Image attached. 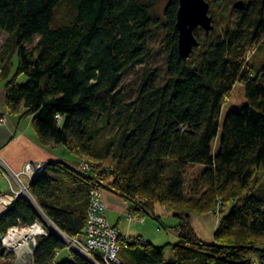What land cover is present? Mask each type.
Instances as JSON below:
<instances>
[{
  "label": "trees",
  "instance_id": "trees-1",
  "mask_svg": "<svg viewBox=\"0 0 264 264\" xmlns=\"http://www.w3.org/2000/svg\"><path fill=\"white\" fill-rule=\"evenodd\" d=\"M153 1L0 0L7 111L31 118L45 148L62 146L92 165L90 174L60 161L45 164L27 186L31 200L19 194L0 213V237L38 222L48 233L35 238L32 264H91L67 250L42 215L80 239L95 187L121 196L134 218L162 205L176 221L172 261L164 259L166 246L146 240L120 249L119 264H264V197L252 190L264 171V60L256 72L245 61L250 49L264 52V0L238 1L230 10L227 0L224 8L205 0L214 29L194 31L198 47L187 59L177 48L178 0L167 1L163 20ZM156 31L163 37L162 73L144 67ZM141 67L132 90L124 74ZM21 76L27 80L19 84ZM236 83L246 104L220 124ZM193 165L202 172L186 186ZM198 189L204 197L194 201ZM217 200L223 217L205 244L190 218ZM62 250L70 255L59 260ZM10 256L0 241V260Z\"/></svg>",
  "mask_w": 264,
  "mask_h": 264
},
{
  "label": "rangeland",
  "instance_id": "rangeland-1",
  "mask_svg": "<svg viewBox=\"0 0 264 264\" xmlns=\"http://www.w3.org/2000/svg\"><path fill=\"white\" fill-rule=\"evenodd\" d=\"M167 1L168 0H154L153 1V12L155 15H157L159 18H161V20H163V13H164V9L167 5ZM208 1L211 3L210 0H208ZM218 1H219V5L220 4L222 5V6L220 5L221 8H224L223 2L221 0H218ZM227 1H228L227 7H228V10H230L231 6H233L234 3L238 2V1H242V0H227ZM162 39H163V37H162L161 31H156L154 33L153 38L149 42L150 49L152 50V56L149 59V61L144 65L145 68L154 69L156 67V68H158V71H160V73L164 72L163 69H164V61H165V59H164V48L161 45ZM263 60H264V52L263 51H256V47L253 49H250L247 52L246 58H245V61L247 64L246 65L247 70H251L253 72H256V70L259 68L258 66L262 63ZM144 67L133 68V70L131 69V70L126 71V73L124 74V79H123L124 84L130 85L131 89L133 90L135 87V84L136 85L138 84L137 82H138L139 77L142 73L141 70L144 69ZM26 80H27L26 77L21 76L18 83L19 84L24 83V82H26ZM0 89H2V88H0ZM223 102H224V104H223L222 110L220 112L221 113L220 124H222V122L225 119V116L228 114V112L239 110L243 105L246 104L243 86L239 83H236L232 89V92L224 98ZM218 136H219V133H218ZM219 137H217L211 145L213 154H215V152L218 148L217 146H218ZM61 151L66 152V150L62 146L60 147V152ZM64 154H66V153H64ZM185 171H186L185 172L186 186H188V185L190 186V183H191L190 181L201 174L202 168L193 165V166H189ZM11 173L15 174V172H12V171H11ZM89 173L91 174L92 172H89ZM2 179H4V178H2ZM254 179L255 180L252 184V190H257L260 192V194L263 193L262 195L264 197V171H261V173H257L255 175ZM12 180L13 179H11V178H10V180L6 179L7 182L9 181L8 185L13 184ZM12 189L14 192L15 190H18V187L14 184V185H12ZM204 193H205L204 191L199 190L198 195H197V197H195L194 201L201 200L204 197V196H202ZM216 203H217L216 206L211 211L207 212L205 215H196V214L194 215L193 214L190 218V224H191V227H193L195 234L205 244L212 243V241H213L212 234L218 226L217 225L218 221L221 219V217H223V215L220 213L221 208H222L220 200H217ZM0 204H1V201H0ZM161 207H163L164 209ZM157 208H161L163 211L167 210L162 205L157 206L155 209H157ZM2 209H3V207H2ZM155 209L153 212L150 213V215L145 216V218L143 219V223H140L139 226L144 230V234L146 236H148V238H150V239L152 237L154 238L153 245L158 246V247L166 246L164 248V250H165L164 259L166 261H172L173 260L172 246H174V244L177 242V239L174 238V234H173L175 231L174 226L176 225V221L174 218H172L171 214L168 211L165 212L166 214H164V215L162 214V216L161 215L157 216V211ZM154 215H156V216H154ZM42 217L44 218V220H46L43 215H42ZM134 222H137V221L135 220ZM45 223L48 226V228L50 227L49 226L50 224H51V226H53V224L51 222L47 221ZM21 228L22 227H20L19 229H21ZM22 229H26V228H22ZM171 232H173V233H171ZM7 235H8V233L6 234V236ZM29 247L31 249L30 250L31 254L29 253L30 258H29V261H27V262L25 261L24 264H31L32 253H33V245L31 242L29 243ZM6 250L8 252H10L11 256L9 258L1 259L0 261L2 264H6V263H8V264H23V263L18 262L19 257L15 251H9L8 249H6ZM60 255L61 256H60L59 260H62V258H66L70 254L67 250H62Z\"/></svg>",
  "mask_w": 264,
  "mask_h": 264
},
{
  "label": "crops",
  "instance_id": "crops-1",
  "mask_svg": "<svg viewBox=\"0 0 264 264\" xmlns=\"http://www.w3.org/2000/svg\"><path fill=\"white\" fill-rule=\"evenodd\" d=\"M2 87L0 83V88ZM2 89H0V118L4 117L5 121L0 123V156L7 167L12 172L20 173L27 163L36 165L38 163L47 164L60 161L69 167L76 168L80 162V158L77 155L68 152L65 148L66 152H60L61 146L45 148L39 143L37 134L33 131L31 118L22 117V111L20 110L14 113L7 111L4 100L5 92ZM20 178L25 186L29 185L31 180L26 175H22ZM0 193L2 194L0 197L2 204L6 201L9 206L14 202L13 193L9 189L8 182L1 177ZM102 197L107 208V218L109 217L108 219L112 226L118 228L124 237H141L153 244L154 238L152 237V240L148 238L139 223L129 221L127 218L128 203L121 196L113 191L104 190ZM161 208L155 209L157 216L166 214L167 210L163 211ZM3 212V209H0V213ZM174 230V233H171L174 234V238L178 241V232L176 228Z\"/></svg>",
  "mask_w": 264,
  "mask_h": 264
},
{
  "label": "built area",
  "instance_id": "built-area-1",
  "mask_svg": "<svg viewBox=\"0 0 264 264\" xmlns=\"http://www.w3.org/2000/svg\"><path fill=\"white\" fill-rule=\"evenodd\" d=\"M4 121L5 118L1 117L0 123ZM46 167L47 166L42 163H38L36 165L27 163L20 173L12 174L10 168L7 167L6 163L0 156V177L7 180H10V178L13 179V184L9 185V188L13 193V201L19 194H22L29 200H31L27 186L22 183L20 176L26 175L31 180L37 174L45 172ZM76 168L80 173H89L92 171V165L84 162L83 160ZM14 184L18 187V190H15L13 192L12 185ZM102 192V189L95 187L89 194L90 203L88 207L89 210L86 216L87 222L84 228L85 232L83 237H81L80 239H72L63 232L55 230V233L57 234L59 239L66 244L67 250L75 251L83 258L87 259L91 264H119L118 251L120 249H125L130 244H145L146 240L143 238L137 239V237H124L118 228L110 224L109 219L107 218V208L104 204ZM2 207L3 211L8 207L6 201L3 202V204L1 203L0 208L2 209ZM127 218L129 219V221L136 220L139 224L143 223V219L134 218L130 213H128ZM43 221L47 222V220H44V218ZM49 226V229H53L54 227L51 226V224ZM19 228L20 227L17 226L16 228H11L7 233L9 234L11 231L20 230ZM28 229L37 230V234L35 235V237H33L32 241H30L33 245L34 250V247L36 246L35 238L39 235L47 236L48 233H46L39 222L27 227L26 229L21 228V230L25 231H28ZM4 238L5 237H0L1 245L9 251H14L12 247H9L7 245L5 246V244L3 243ZM29 258L30 256L26 258V260L29 261ZM253 264L256 263L254 262Z\"/></svg>",
  "mask_w": 264,
  "mask_h": 264
},
{
  "label": "water",
  "instance_id": "water-1",
  "mask_svg": "<svg viewBox=\"0 0 264 264\" xmlns=\"http://www.w3.org/2000/svg\"><path fill=\"white\" fill-rule=\"evenodd\" d=\"M176 11L177 48L179 56L187 59L198 47L194 31L201 28L205 35L214 29L212 17L209 15L210 4L205 0H178ZM242 6V4H241ZM55 233V229H51ZM36 246L34 247V249Z\"/></svg>",
  "mask_w": 264,
  "mask_h": 264
},
{
  "label": "bare ground",
  "instance_id": "bare-ground-1",
  "mask_svg": "<svg viewBox=\"0 0 264 264\" xmlns=\"http://www.w3.org/2000/svg\"><path fill=\"white\" fill-rule=\"evenodd\" d=\"M36 232L37 230L35 229H28V231L20 229L11 231L7 236H5L3 243L5 244V246L7 245L9 247H12L13 250L17 253L19 257L18 262L24 264V262L27 261L26 258H28L30 253L29 243L37 234Z\"/></svg>",
  "mask_w": 264,
  "mask_h": 264
}]
</instances>
